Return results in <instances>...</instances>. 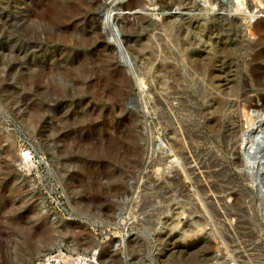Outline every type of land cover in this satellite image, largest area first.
Returning <instances> with one entry per match:
<instances>
[{"label": "rangeland", "instance_id": "obj_1", "mask_svg": "<svg viewBox=\"0 0 264 264\" xmlns=\"http://www.w3.org/2000/svg\"><path fill=\"white\" fill-rule=\"evenodd\" d=\"M4 262L264 264V0H0Z\"/></svg>", "mask_w": 264, "mask_h": 264}, {"label": "bare ground", "instance_id": "obj_2", "mask_svg": "<svg viewBox=\"0 0 264 264\" xmlns=\"http://www.w3.org/2000/svg\"><path fill=\"white\" fill-rule=\"evenodd\" d=\"M73 11V10H72ZM78 11V10H77ZM79 17V16H78ZM248 124V123H247ZM18 225H20V224H18ZM20 226H22V227H24L23 225H20ZM18 227V226H17ZM22 227H21V230H22ZM25 229V228H24ZM29 229V228H28ZM25 230H27V228L25 229ZM31 232V231H30ZM30 232H29V234H28V231H27V233L26 234H28V235H25L26 236V238L25 239H23L24 240V242L22 243V244H25L24 246H26V245H32V234L30 235ZM32 233V232H31ZM41 234V233H40ZM24 236V237H25ZM44 237H48V232L47 233H44ZM18 240V239H17ZM22 240V239H21ZM20 241V240H19ZM29 245H28V248H29ZM8 252V251H7ZM4 256V255H3ZM2 259V258H1ZM5 261H6V258H5ZM8 261V260H7ZM3 262V261H2ZM4 263H6V262H4ZM7 264V263H6Z\"/></svg>", "mask_w": 264, "mask_h": 264}]
</instances>
